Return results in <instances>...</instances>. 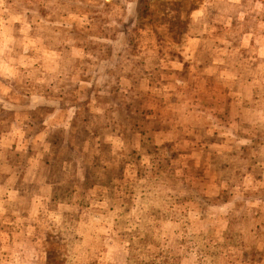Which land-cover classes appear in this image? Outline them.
<instances>
[{
  "label": "clouds",
  "instance_id": "9594fccd",
  "mask_svg": "<svg viewBox=\"0 0 264 264\" xmlns=\"http://www.w3.org/2000/svg\"><path fill=\"white\" fill-rule=\"evenodd\" d=\"M0 264H264V0H0Z\"/></svg>",
  "mask_w": 264,
  "mask_h": 264
}]
</instances>
